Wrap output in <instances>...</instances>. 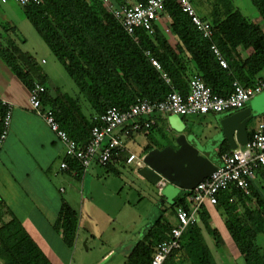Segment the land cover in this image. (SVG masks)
<instances>
[{
  "label": "trees",
  "instance_id": "trees-1",
  "mask_svg": "<svg viewBox=\"0 0 264 264\" xmlns=\"http://www.w3.org/2000/svg\"><path fill=\"white\" fill-rule=\"evenodd\" d=\"M110 1L117 6L147 2ZM250 1L264 24V0ZM226 2L223 9L215 4L208 19L202 17L212 28L211 37L205 38L175 0H166L161 15L170 19L168 28L177 41L175 47L169 44L166 33L157 23L153 25L152 34L142 28H137L133 34L127 33L102 0L17 3L73 80L89 106L88 113L83 111L79 97L66 92L50 95L45 79L32 75L28 69L33 58L16 52L9 41L6 45L0 42V59L28 90L35 83L45 87L42 105L53 111L69 137L84 144L90 137L91 128L99 124L100 115L108 108L125 110L139 97L162 100L173 89L185 94L189 79L194 75L199 76L214 94L221 96L232 91L234 81L244 87L254 86L264 71V30ZM212 44L219 49L226 67L219 64L211 50ZM242 51H247V55H242ZM150 57L158 60L160 70L152 65ZM5 110L0 101V117ZM227 150L230 148L223 151ZM68 163L73 168L78 162L68 160ZM187 194L185 190L174 199L170 204L172 212L184 205ZM213 207L220 212L245 264H263L264 258L255 239L257 234L264 232V169H257L256 181L250 183L249 194L229 186L219 192ZM4 209L0 197V258L5 264H50L20 220L10 209ZM7 213L10 218L4 220ZM199 220L218 243L219 232L210 224L209 213L204 207ZM78 224L76 211L62 202L54 229L61 233L68 247L74 245ZM171 227L167 219L157 218L124 264H148L157 245L169 237ZM180 242L181 247L169 255L166 264H214L199 223L188 226Z\"/></svg>",
  "mask_w": 264,
  "mask_h": 264
},
{
  "label": "crops",
  "instance_id": "crops-1",
  "mask_svg": "<svg viewBox=\"0 0 264 264\" xmlns=\"http://www.w3.org/2000/svg\"><path fill=\"white\" fill-rule=\"evenodd\" d=\"M6 1L7 0H1L3 3H6ZM205 21L208 22V20ZM155 23L164 30L169 44L175 47L177 41L175 37L171 35L168 28L170 19L163 16L161 21ZM166 29H168V31H166ZM242 55L246 56L247 51H242ZM260 76L261 79L264 80V76L262 74ZM44 79L50 83L48 77L44 76ZM47 84L48 83H46V86L49 88ZM188 91L189 82L187 92ZM27 98L28 88L20 82L0 59V100L5 99L9 101L12 106L11 125L0 151V197L6 209H10L12 214L20 220L25 231L47 257L50 264H58L55 247L62 245L66 246V248H70L64 243L61 233L54 229V221L62 202L69 204L79 217L78 211L73 205V203L76 202L75 197L77 198L79 194L81 202L78 205L82 209H84V202L87 205H91L88 202L92 201V193L94 196L93 186L95 178L93 177L98 176L97 173H93L97 171L98 167L104 169L105 177L112 174L119 175V168L121 169V167L129 166L131 169L133 168L135 173L138 168L132 164H127L125 162V155L122 153L106 165L92 163L88 168H83L79 163H76L71 170H59V166L57 167L56 162L59 161L60 164L62 161L67 160L64 147L54 133L50 131L43 119L32 112L28 106ZM243 108H250L251 110V118L246 123L249 136L251 130L257 123L264 122V88L249 98ZM235 111L237 110L202 115L155 113L153 115L155 119L154 127L149 130L134 132L131 136L124 138V144L130 152L138 156H143L152 149H161L168 145L177 149L178 144L176 138L182 135L188 143L198 149L199 154L206 157L211 163L217 166L221 163L220 153L226 148L231 149L229 141L223 133L221 119ZM175 115L181 117L180 124L172 122L171 118ZM172 124H174V126H172ZM178 126H180V128ZM175 127L179 129L175 130ZM138 136H141L139 139L140 153H136L129 148V145L137 142ZM54 163L56 167H54L55 170L53 172ZM58 171L69 178L73 176L80 180L81 188L77 195L75 193L76 186L73 182L70 183V189H68L67 192L62 190L60 186H57L58 182L53 179L52 176L54 175L56 177ZM87 175H92V177L86 180ZM156 186L158 187L159 195L165 200H167L169 195H174L178 192L179 196L185 191L181 188L178 189L176 185L166 181L162 185L156 183ZM104 188L107 192L106 189L108 188ZM164 192L167 194L164 195ZM203 207L208 211L210 220L216 218L218 210L215 207L208 205H204ZM172 213L173 215H170V221L168 220L171 225L175 223V213ZM3 217L4 220H8L10 215L7 213L4 214ZM148 230L149 228L145 229L142 238L132 245L129 253L123 256V259L118 260L116 264H124L128 261L129 257L132 255L133 248L138 242L144 240ZM140 234L141 232L138 233V236H140ZM85 235L89 236V232H87L86 229L84 233H82V237ZM80 237L81 232L78 224L76 240L72 247L76 246ZM86 242L87 241H85V243ZM113 254V249H109L100 259L94 262V264H106ZM65 264H67V259Z\"/></svg>",
  "mask_w": 264,
  "mask_h": 264
},
{
  "label": "built area",
  "instance_id": "built-area-1",
  "mask_svg": "<svg viewBox=\"0 0 264 264\" xmlns=\"http://www.w3.org/2000/svg\"><path fill=\"white\" fill-rule=\"evenodd\" d=\"M14 1L20 5L28 1L42 2V0ZM102 1L126 32L133 34L137 28L153 33L154 23L163 19L161 12L166 0H147L145 3L136 4L128 2L119 6L110 0ZM175 1L191 18L202 36L209 38L212 35L211 26L198 15L192 2L190 0ZM211 50L216 55L219 64L226 67V61L214 44L211 45ZM150 61L157 69H160V64L156 59L150 57ZM263 88V79L252 87H244L234 81L232 91L226 96H221L214 94L199 76H193L189 80V91L184 95L177 90H172L162 100L152 101L146 97H139L125 110L115 107L108 108L100 115L99 124L91 128L90 137L84 144L69 137L56 120L53 111L42 105L41 95L45 92L44 86L35 83L28 90L27 101L32 112L43 119L64 147L67 160L59 164V170H71L68 160L77 161L83 168H88L92 163L106 165L122 153L125 155L127 164L140 168L144 165L143 156L130 152L124 144V138L131 136L134 132L151 129L155 125L153 117L155 113L202 115L240 110L249 98ZM0 101L6 109L0 117L1 151L11 125L12 106L5 99ZM220 162V165H217L208 177L202 179L193 189L186 190L188 194L184 199V205L176 208L175 223L170 229L169 237L157 245L148 264H166L169 255L181 247L180 238L184 230L198 223L199 214L204 205L217 204V196L221 190L234 186L249 194L250 183L256 181L257 169H264V122L257 123L245 144H237L235 148L222 151ZM164 182L165 179L160 178L157 184L162 185Z\"/></svg>",
  "mask_w": 264,
  "mask_h": 264
},
{
  "label": "rangeland",
  "instance_id": "rangeland-1",
  "mask_svg": "<svg viewBox=\"0 0 264 264\" xmlns=\"http://www.w3.org/2000/svg\"><path fill=\"white\" fill-rule=\"evenodd\" d=\"M226 1L244 16L260 24L264 30V24L250 0H192V3L199 15L208 19L214 5L223 9L224 4H227ZM0 36H2L0 42L3 45L8 44L7 41H9L16 52L33 58L28 69L34 76L42 79L44 76L48 77L50 83L45 80V84L49 85L50 95L55 96L58 92H66L71 96L79 97L83 111L89 112V106L73 80L26 19L22 6L13 0H7L6 3L0 0ZM261 74L264 76V71ZM171 120L174 123H181L179 115L173 116ZM179 128L175 127V130ZM140 138L141 136H138L137 142L129 145V148L136 153L141 152ZM56 164L58 167L59 161ZM56 164L53 165V172ZM119 170V175L112 174L105 177L104 169L97 168V171L93 173L98 174L97 177H93L95 178L94 196L92 193V201L88 202L91 205L84 202V209L78 205L81 202L79 194L77 195L81 188L80 180L73 176L69 178L59 171L56 177L52 176L58 182L57 186L65 192L70 189L71 182L75 184L77 198L75 197L76 202L73 205L79 214L81 232L75 247L66 248L62 245L55 247L58 264H65L66 259L67 264H94L109 249H113L114 254L106 264H116L129 253L132 245L142 238L145 229L150 228L160 215L170 221V215H173L170 204L179 193L169 195L165 200L159 195L156 184H151L139 177L133 168L126 166ZM89 175L86 176V180L92 177ZM104 187L108 188L107 192ZM221 217L218 211L216 218L210 220L211 225L217 227L219 232L218 243L210 233L204 230L198 220L204 242L211 251L214 264H245ZM85 229L89 232V236L82 237ZM139 232H141L140 236H138ZM255 243L264 258V232L257 234ZM0 264H5L2 258H0Z\"/></svg>",
  "mask_w": 264,
  "mask_h": 264
},
{
  "label": "water",
  "instance_id": "water-1",
  "mask_svg": "<svg viewBox=\"0 0 264 264\" xmlns=\"http://www.w3.org/2000/svg\"><path fill=\"white\" fill-rule=\"evenodd\" d=\"M251 118L250 108L237 110L223 119L221 126L231 148L237 144H245L248 139L247 121ZM178 148L165 146L155 148L143 155L144 165L136 173L152 184L160 178L184 190L193 189L202 179L208 177L216 165L199 154L181 135L176 138Z\"/></svg>",
  "mask_w": 264,
  "mask_h": 264
}]
</instances>
